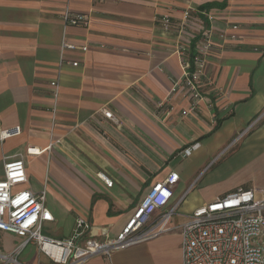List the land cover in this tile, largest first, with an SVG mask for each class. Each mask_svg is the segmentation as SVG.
I'll use <instances>...</instances> for the list:
<instances>
[{
	"label": "crops",
	"instance_id": "obj_1",
	"mask_svg": "<svg viewBox=\"0 0 264 264\" xmlns=\"http://www.w3.org/2000/svg\"><path fill=\"white\" fill-rule=\"evenodd\" d=\"M66 11L88 24L66 26ZM63 41L88 47L64 53L79 66L59 67ZM206 43L205 100L183 115L192 105L186 89L171 92L183 74L176 46L194 55ZM17 126L20 136L0 140V180L6 162L25 160L20 188L47 191L54 239L68 238L79 216L92 238H116L173 172L174 227L217 197L264 189V0H0V131ZM29 147L43 153L28 156ZM168 242L180 264V233L147 243ZM147 243L85 264H127Z\"/></svg>",
	"mask_w": 264,
	"mask_h": 264
},
{
	"label": "built area",
	"instance_id": "obj_2",
	"mask_svg": "<svg viewBox=\"0 0 264 264\" xmlns=\"http://www.w3.org/2000/svg\"><path fill=\"white\" fill-rule=\"evenodd\" d=\"M190 12L185 10L184 22ZM213 20V15L209 17ZM68 26L87 25V18L71 16L69 11L63 16ZM166 28L171 27V20H163ZM234 29H238L234 26ZM224 36V35H223ZM87 52V46H76L63 41L59 67L65 63L73 67L79 62H68L66 51ZM209 43L190 55L184 45L178 44L176 52L182 57V80L176 82L172 93L186 89L190 97L191 108L183 115L193 114L198 110L201 101L205 100L202 92L207 80L206 62ZM207 82V81H206ZM55 104L60 96L58 81H52ZM209 107H211L209 105ZM57 106L53 108L56 112ZM170 109L168 115L172 112ZM107 120L115 118L109 109L102 110ZM22 128L17 126L0 131V140L17 137ZM199 144L184 150L190 155L198 149ZM43 151L29 147L28 156L42 154ZM99 178L111 188V181L105 174ZM178 173H171L166 180L156 183L139 204L134 216L116 238L98 240L89 233L92 227L88 218L79 216L75 220L72 234L65 239H54L44 233L47 224L55 221V216L47 205V191L40 193L20 187L28 182L27 165L23 158L10 160L4 165V178L0 180V234L14 235L20 239L19 245L5 252L0 247V264H26L19 257L28 246L36 247L38 264H85L90 259L103 256L110 259L114 252L147 243L166 234L180 233L182 236L183 259L180 264H264V189L239 188L236 191L217 197L213 202L196 208L188 220L171 226L178 204L166 210L173 199V188L179 182ZM160 213L157 217L155 214ZM40 256L45 258L40 260Z\"/></svg>",
	"mask_w": 264,
	"mask_h": 264
},
{
	"label": "rangeland",
	"instance_id": "obj_3",
	"mask_svg": "<svg viewBox=\"0 0 264 264\" xmlns=\"http://www.w3.org/2000/svg\"><path fill=\"white\" fill-rule=\"evenodd\" d=\"M186 220L180 222L179 224L185 223ZM45 234L51 237H57L56 230L53 227H45ZM171 234V233H170ZM166 234L164 236H168ZM20 239L16 238L14 235L0 236V247L5 251H11L15 246L19 245ZM147 248L145 249H133L127 254L128 258L127 264H172L174 249L171 248L170 243H164L160 246L149 247L147 243ZM136 248V247H135ZM40 260L44 261L45 258L40 256ZM19 261L26 264H38V253L36 247L28 246L27 249L19 257Z\"/></svg>",
	"mask_w": 264,
	"mask_h": 264
}]
</instances>
